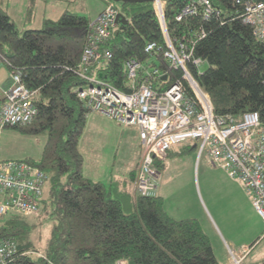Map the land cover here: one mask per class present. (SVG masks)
<instances>
[{"label": "trees", "instance_id": "16d2710c", "mask_svg": "<svg viewBox=\"0 0 264 264\" xmlns=\"http://www.w3.org/2000/svg\"><path fill=\"white\" fill-rule=\"evenodd\" d=\"M36 1L30 0L28 18ZM190 1H166L165 22L172 39L188 29L205 30L193 55L204 59L207 68L194 77L214 113L237 116L253 111L264 126V43L229 15L232 0H211L225 10L219 16L176 22V15ZM117 4L127 22L105 43L111 59L95 72L108 85L130 92L125 62L144 61L145 46L152 42L162 46V37L151 3ZM90 22V17L65 10L55 20H44L40 28L20 30L0 0V63L9 73H21L22 83L36 92L32 103L38 111L30 130L24 129L28 125L12 128L47 137L41 157L24 160L48 176L39 212L32 216L43 215L49 228L38 245L32 236L42 223L17 214L5 216L0 237L12 240L17 248L5 264H217L210 241L195 219L174 220L158 195L133 193L135 170L130 174V189L117 179L106 186L84 176L79 146L91 112L76 95L86 82L75 73ZM160 69H166L163 63ZM168 76L173 81L180 73L169 71ZM3 103L0 98V107ZM156 166L161 171L163 162Z\"/></svg>", "mask_w": 264, "mask_h": 264}, {"label": "built area", "instance_id": "2783aa9c", "mask_svg": "<svg viewBox=\"0 0 264 264\" xmlns=\"http://www.w3.org/2000/svg\"><path fill=\"white\" fill-rule=\"evenodd\" d=\"M104 11L90 22L91 32L85 42L79 78L89 76L110 59L108 51H100L111 37L115 18L120 14L112 0H103ZM153 7L159 19L164 46L148 43L145 52L160 57L169 68L182 71L170 87L159 81L165 72L160 64L131 60L125 70L135 80L132 93L125 94L109 85L80 91L78 96L96 112L123 127L138 129L140 156L134 177L133 193L141 197L157 195L159 171L157 162H164L169 150L185 141L196 142V158H205L207 164L220 168L239 183L251 198L252 206L264 223V126L259 115L246 111L240 115H216L208 95L193 79L205 64L202 58L192 56L193 46L206 35L202 27L188 29L172 39L164 21V0H154ZM229 9L232 19H239L252 29L253 35L264 42V0H232ZM200 8V9H199ZM225 11L210 0H192L176 16L182 22L188 16L200 13L207 20ZM160 63V62H159ZM148 67L151 70H148ZM11 86L6 88L9 103L0 113V135L5 125L31 123L37 110L31 102L36 93L19 84V72L11 71ZM9 75V76H10ZM102 80L99 79V82ZM163 88V89H162ZM48 176L43 170L25 160L0 157V216H22L38 212ZM15 243L0 237V264H5L16 253ZM250 248L244 246L230 252L232 264H242Z\"/></svg>", "mask_w": 264, "mask_h": 264}, {"label": "rangeland", "instance_id": "374dc122", "mask_svg": "<svg viewBox=\"0 0 264 264\" xmlns=\"http://www.w3.org/2000/svg\"><path fill=\"white\" fill-rule=\"evenodd\" d=\"M69 1L68 3L37 1L33 6L34 15L29 23L26 22L27 11L18 9L14 16L15 25L20 30L40 28L44 20H55L65 10L85 14L94 20L106 7L103 0ZM116 5L118 6L117 3ZM153 62L157 64V61ZM148 70L151 68L148 67ZM9 75L7 67L1 62L0 87L5 84ZM31 126L33 125L25 126L24 129L30 130ZM135 129L136 127H123L96 112L88 114L86 127L80 140L84 157L83 172L85 170L87 176L99 178L106 186L109 184L110 176L126 177L132 165L135 150L139 151L140 144L137 143ZM46 142L45 133L32 134L23 130L6 128L0 135V157L36 161L41 157ZM179 145L181 144L174 145L179 153L172 154L164 161L166 170L164 173L160 172L157 181L158 192L160 193L163 188L172 190L174 200L179 197L174 191V188L178 187V182L174 181L185 177L186 169L187 153L178 150ZM200 161L209 169V171L203 170L200 175L201 193L198 197L200 196L201 206L194 205L187 196L184 202L188 205L187 209L189 208L190 213L195 214L201 230L209 239L217 264H232L229 251L235 253L238 248L240 249L241 244L250 248L242 264H263L264 223L252 207L251 198L239 183L228 177L225 171L207 165L205 158ZM137 165L138 162L135 172ZM163 174L166 179L170 177L169 181L174 183L162 180ZM24 217H30V220L35 219L36 223H42L36 227L32 236V241L40 245L45 240L49 229L45 224L44 216L40 215L39 220L32 215ZM4 218L0 216V224Z\"/></svg>", "mask_w": 264, "mask_h": 264}, {"label": "crops", "instance_id": "0c3cea01", "mask_svg": "<svg viewBox=\"0 0 264 264\" xmlns=\"http://www.w3.org/2000/svg\"><path fill=\"white\" fill-rule=\"evenodd\" d=\"M37 1H41L44 3L52 2V1H45V0H37ZM37 1L35 2V4L37 3ZM29 3H30V0H2V4L4 5L7 13L12 18L13 21H14V16L17 14L16 11L18 9H20V11H25V10L27 11L28 10L27 5ZM22 13L23 12H21V14ZM33 15H34V12L29 18L26 16V22L29 23L31 21ZM80 15L90 17V16H87L85 14H80ZM42 24H43V22H42ZM28 29H37V28H28ZM5 81H6L5 82V84H6L7 79ZM4 85L2 87H0V89H1L0 90V98L1 99H2L1 92L5 90ZM8 85H9V79H8ZM133 127H135V126H133ZM135 135H136L137 143L140 144L139 138H138V129L137 128L135 129ZM180 144L181 145H179L178 150H180V151L182 150L184 153H187V156H186V162H185V164H186L185 177L182 175L183 177L181 179L174 181V182H178V184H177L178 187L174 188L175 189L174 191L179 197L177 198V200L172 199V197L174 196L173 192H172V190H167V188H163L160 193L157 190V195L162 198L163 208H164L165 212L172 219H174V220L195 219L196 220L195 214L190 213L189 208L187 209L188 205L184 201L186 200L187 197H189L194 205H196L197 207L201 206L200 201H199L200 196L198 197V194L200 195V193H201L200 192V175L203 172V170L209 171V169L207 167H205L206 166L205 164L202 165L200 160H197L196 154H195V152H196V142L195 141L189 140V141H185V142L180 143ZM79 148H80V146H79ZM138 148H139V151L135 150L133 162H132V165L130 167V170H129L127 176L124 178L110 176L108 183L111 181V179H117L120 182L124 181V182H121V184H120L122 187L126 186V183H127L129 185L127 187H128V189H130L131 181H132L130 174L135 169V166L139 160L140 149H141L140 145ZM173 148H174V146L169 150L167 158L171 157L172 154H178L179 153L178 151H176L177 150L176 148H174V149ZM80 151H81V148H80ZM81 153H82V151H81ZM167 158L165 159V161L167 160ZM206 164H207V162H206ZM165 170H166V168H165V165L163 162V168L161 171H159V176H160V172L164 173ZM83 173H84L86 178H88L92 181H95V182H101L99 178H95L94 176H87L85 173V170ZM169 179H170V177H168L166 179L165 175L163 174L162 180H165V181L168 180V183H174V182H170ZM157 188H158V186H157ZM202 200L203 199L201 196V201ZM246 202H247V200H246ZM244 246L245 245L241 244V247H244ZM241 247H240V249H241ZM238 249H237V251L240 250V249L239 250ZM234 250H236V249L234 248Z\"/></svg>", "mask_w": 264, "mask_h": 264}, {"label": "bare ground", "instance_id": "6f19581e", "mask_svg": "<svg viewBox=\"0 0 264 264\" xmlns=\"http://www.w3.org/2000/svg\"><path fill=\"white\" fill-rule=\"evenodd\" d=\"M153 1L154 0H152L151 2H149V3H151L152 4V9H153V13H154V15H155V17H156V19H157V22H158V25H159V29H160V33H161V37H162V46H164V37H163V33H162V31H161V28H160V24H159V19H158V17H157V15H156V13H155V10H154V7H153ZM114 2V1H113ZM165 2V5H166V1H164ZM210 2H211V0H210ZM115 4H116V2H115ZM200 9V8H199ZM182 11V10H181ZM163 13H164V21H165V8H164V11H163ZM178 15V14H177ZM176 15V16H177ZM200 16V13H198L197 15H193V16H188V17H199ZM188 17H186L185 18V20L188 18ZM176 18V17H175ZM211 18V17H210ZM209 18V19H210ZM184 20V19H183ZM175 21H176V19H175ZM177 22V21H176ZM178 23H181V22H178ZM165 24H166V22H165ZM245 25V24H244ZM119 26H121V24L120 25H116L115 24V27L112 29V32H111V37H112V34H113V32L119 27ZM245 26H248V25H245ZM248 27H250V26H248ZM89 28H90V24H89ZM251 28V27H250ZM166 29H167V32H168V28H167V24H166ZM252 30V29H251ZM90 32H91V28L89 29V34H90ZM89 34H88V36H89ZM168 34H169V32H168ZM253 34V33H252ZM88 36H87V38H88ZM254 36V35H253ZM110 37V38H111ZM169 37L171 38V36L169 35ZM255 37V36H254ZM87 38H86V40H87ZM109 38V39H110ZM256 38V37H255ZM108 39V40H109ZM257 39V38H256ZM107 40V41H108ZM202 40V39H201ZM258 40V39H257ZM106 41V42H107ZM259 41V40H258ZM86 42V41H85ZM106 42H104L103 44H102V47H101V50L100 51H104V50H106V51H108L107 49H105L104 48V45H105V43ZM259 42H261V41H259ZM261 43H264V42H261ZM84 46H85V44H84ZM84 46H83V49H82V51H81V55H80V61H81V56H82V53H83V50H84ZM146 47V46H145ZM194 47L195 46H193V49H194ZM193 49H192V56L194 57V58H198V57H195L194 55H193ZM144 52H145V49H144ZM110 54V53H109ZM145 54L147 55L146 56V59L144 60V61H149L150 63H152V64H155L153 61L155 60V61H157V63L158 64H164V66L166 67V69H160V70H162V71H164L165 72V75L164 76H160V78H159V81H161L162 82V85H163V87H170L172 84H173V82L175 81V80H173L172 81V79H171V77L170 76H168V72L169 71H175V72H179L180 73V77H181V75H182V71L180 70V69H178V70H174V69H171V68H169V66H168V64L166 63V62H164L160 57H155L154 58V56H150L148 53H146L145 52ZM111 55V54H110ZM110 59H111V56H110ZM109 59V60H110ZM80 61H79V66H80ZM129 61H131V60H129ZM134 61V60H133ZM128 62V61H127ZM127 62H125V65H124V69H125V66H126V63ZM160 62V63H159ZM156 65V64H155ZM159 65V66H160ZM79 68L80 67H78L77 68V70H76V72L79 70ZM207 68V64L205 63V64H203L201 67H200V71H201V73L200 74H202L204 71H205V69ZM15 72V71H14ZM19 72V71H18ZM125 73H126V70H125ZM200 74H197V73H195V75L197 76V75H200ZM126 77H127V79H128V81H129V85H130V88H131V90H130V92H123V91H120V90H118V89H116V90H118V91H120V92H123V93H125V94H129V93H132L134 90L132 89V85H134V87H135V80H133V79H129L128 78V76H127V73H126ZM179 77V78H180ZM9 85H8V87L9 86H11V84L13 83V78H12V76L10 75L9 77ZM89 80H87V79H85V78H81L83 81H85L86 82V87L85 88H82V89H77L76 90V95H77V97L83 102V104L85 105V107H87L88 108V110L91 112V109L84 103V100L82 99V98H80L79 96H78V93L80 92V91H84V90H87V89H89V88H95V87H100V86H103V85H108L107 83H105L104 81H101V82H99V78L98 77H96V72L94 71V73H92L90 76H89ZM193 79L196 81V83L198 84V86L200 87V88H202L200 85H199V83H198V81H197V79L194 77V75H193ZM19 84H21L24 88H26V89H28L23 83H22V81H21V73L19 72ZM109 86H111V85H109ZM113 87V86H112ZM114 88V87H113ZM163 89V88H162ZM28 90H30V89H28ZM202 90H204L203 88H202ZM205 91V90H204ZM206 92V91H205ZM207 94V93H206ZM1 95H2V99L4 100V103H3V105L0 107V113L2 112V110L7 106V104L10 102L9 101V98H8V96H7V94H6V89L4 90V91H2L1 92ZM34 95H35V93L31 96V102H32V99H33V97H34ZM209 100H210V98H209ZM211 102V101H210ZM36 108V107H35ZM36 110H37V108H36ZM214 112V111H213ZM37 114H38V111H37V113L35 114V116H34V118L31 120V123L34 121V119L36 118V116H37ZM29 125V124H28ZM21 126H23V125H21V124H16V125H5V126H3V128H2V131L4 130V129H6V128H12V127H21ZM46 174V173H45ZM47 175V174H46ZM10 215V214H9ZM15 255V254H14ZM7 262V261H6ZM5 262V263H6Z\"/></svg>", "mask_w": 264, "mask_h": 264}, {"label": "water", "instance_id": "95a60500", "mask_svg": "<svg viewBox=\"0 0 264 264\" xmlns=\"http://www.w3.org/2000/svg\"><path fill=\"white\" fill-rule=\"evenodd\" d=\"M116 3L118 2H122V3H144V2H151L152 0H112ZM164 1H168V0H164ZM127 22L126 18L119 14L116 16L115 18V24L116 25H124Z\"/></svg>", "mask_w": 264, "mask_h": 264}]
</instances>
